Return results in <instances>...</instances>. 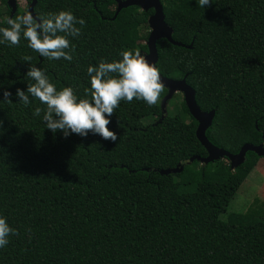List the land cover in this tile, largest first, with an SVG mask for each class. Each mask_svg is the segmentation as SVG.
Returning a JSON list of instances; mask_svg holds the SVG:
<instances>
[{"label":"trees","instance_id":"16d2710c","mask_svg":"<svg viewBox=\"0 0 264 264\" xmlns=\"http://www.w3.org/2000/svg\"><path fill=\"white\" fill-rule=\"evenodd\" d=\"M160 1L172 38L186 45L156 41L160 74L185 77L200 109L215 110L206 130L212 144L233 154L245 143L264 145V0L204 8L198 0ZM3 6L0 27L28 11L18 6L10 16ZM115 9V0L36 1L37 17L70 10L84 19L82 34L68 37L72 61L41 57L23 37L18 46L0 43V215L19 232L0 248V264H264V207L221 217L259 157L247 151L234 169L226 158L188 162L207 153L183 97L173 96L177 111L164 117L166 89L153 106L120 101L108 125L113 142L53 133L43 111L33 114L46 106L31 96L25 106L15 95L33 82L29 63L57 90L71 86L84 98L89 65L118 60L122 50L146 52L149 31L140 27L148 29L153 10L133 5L113 18ZM177 165L178 173H160Z\"/></svg>","mask_w":264,"mask_h":264},{"label":"clouds","instance_id":"9594fccd","mask_svg":"<svg viewBox=\"0 0 264 264\" xmlns=\"http://www.w3.org/2000/svg\"><path fill=\"white\" fill-rule=\"evenodd\" d=\"M213 0H198L202 8ZM6 27H0V43L18 46L23 37L28 47L50 60H73L72 45L68 37H79L85 25L83 18H77L70 10L49 12L34 17L30 11L15 18H6ZM77 24L80 27H77ZM120 59L111 62L100 60L98 66L89 65L90 89L84 98H78L71 86L57 90L49 77L39 67L29 63L25 76L33 81L27 89H16L15 95L25 106L29 96L46 107H36L35 116L43 111V120L48 129L55 133L58 129L67 137L77 134L86 137L89 132L104 140L117 141V133L110 130V117L115 114L120 101L143 100L149 106L155 105L165 91L160 70L149 62L138 49L122 50ZM32 57H24L30 62ZM11 92L5 90L3 99L9 103ZM11 235L19 232L11 227L6 217L0 215V248L7 246Z\"/></svg>","mask_w":264,"mask_h":264},{"label":"water","instance_id":"95a60500","mask_svg":"<svg viewBox=\"0 0 264 264\" xmlns=\"http://www.w3.org/2000/svg\"><path fill=\"white\" fill-rule=\"evenodd\" d=\"M37 0H29L28 11L32 13L34 17H37L33 12V7L36 4ZM116 9L113 18L116 17L118 12L122 8L128 6H139L141 9L147 11L152 9L153 12L147 18V24L150 28L146 46L147 51L142 55H145L146 59L149 62L155 64L158 60V53L156 48V41L158 39L164 38L170 43L178 46H186L183 43L176 41L172 38L173 29L165 21V16L163 12V6L160 0H115ZM8 7L10 8V16L16 11L18 4L16 0H6ZM191 47V44L188 46ZM161 79L167 90L166 94L163 96L160 102L161 117L166 115V103L173 95L177 92L182 94L185 105L190 113V115L197 122L195 128V136L200 144L206 150L205 156L194 155L189 158L188 162H192L194 159L198 160L201 164H207L209 162L226 158L229 161V164L232 169L236 168L242 164L245 160V154L247 151L254 152L258 157H264V145L263 143L254 145L251 143H245L241 146L239 151L235 154L230 153L223 148L217 147L212 144L206 136V130L211 125L214 118L215 110L211 109L209 111H203L200 109L195 100V90L186 82L185 77L181 79L168 78L161 75ZM182 169V165H177L174 168H167L161 170V174L167 173H178Z\"/></svg>","mask_w":264,"mask_h":264},{"label":"rangeland","instance_id":"374dc122","mask_svg":"<svg viewBox=\"0 0 264 264\" xmlns=\"http://www.w3.org/2000/svg\"><path fill=\"white\" fill-rule=\"evenodd\" d=\"M17 4L21 8H25V0H16ZM0 7L4 9L3 0H0ZM147 31H150L145 26L140 27V32L145 34ZM174 95L182 97V94L177 92ZM173 95V96H174ZM175 96V97H176ZM166 114L174 113L177 111V103L172 97L166 103ZM153 120V117L144 118L143 123L147 124ZM201 164V163H200ZM199 166L196 167L198 169ZM192 186H187V189H192ZM256 205L264 207V157H259L256 165L247 175L245 180L241 183L240 187L236 191L234 197L230 200L227 205L226 212L221 214V217L224 218L226 214L230 211L243 212L248 209L250 205Z\"/></svg>","mask_w":264,"mask_h":264},{"label":"flooded vegetation","instance_id":"af4514ba","mask_svg":"<svg viewBox=\"0 0 264 264\" xmlns=\"http://www.w3.org/2000/svg\"><path fill=\"white\" fill-rule=\"evenodd\" d=\"M25 1H26V6H25V8H27V9H28L29 0H25Z\"/></svg>","mask_w":264,"mask_h":264}]
</instances>
